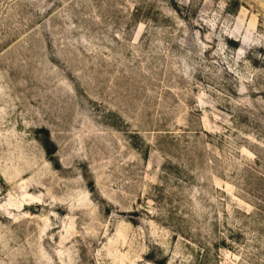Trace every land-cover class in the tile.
Returning a JSON list of instances; mask_svg holds the SVG:
<instances>
[{
	"label": "rangeland",
	"instance_id": "374dc122",
	"mask_svg": "<svg viewBox=\"0 0 264 264\" xmlns=\"http://www.w3.org/2000/svg\"><path fill=\"white\" fill-rule=\"evenodd\" d=\"M0 264H264V0H0Z\"/></svg>",
	"mask_w": 264,
	"mask_h": 264
},
{
	"label": "trees",
	"instance_id": "16d2710c",
	"mask_svg": "<svg viewBox=\"0 0 264 264\" xmlns=\"http://www.w3.org/2000/svg\"><path fill=\"white\" fill-rule=\"evenodd\" d=\"M51 152V151H50Z\"/></svg>",
	"mask_w": 264,
	"mask_h": 264
}]
</instances>
